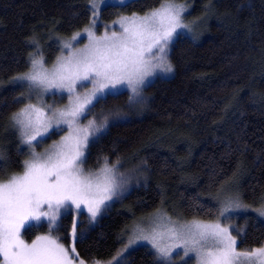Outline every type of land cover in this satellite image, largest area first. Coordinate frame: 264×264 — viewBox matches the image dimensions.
Segmentation results:
<instances>
[{
    "label": "trees",
    "instance_id": "obj_1",
    "mask_svg": "<svg viewBox=\"0 0 264 264\" xmlns=\"http://www.w3.org/2000/svg\"><path fill=\"white\" fill-rule=\"evenodd\" d=\"M88 0H0V182L19 173L26 150L10 117L23 104V87L10 78L27 73L30 60L43 52L52 63L60 51L56 38L67 37L90 19ZM163 0H129L107 4L102 21L120 14L142 13ZM193 10H205L209 23L198 38L179 34L169 60L173 75L156 77L146 88V110L109 125L85 152L84 167L95 169L107 157L124 162L137 153L135 168L146 181L115 201L91 225L84 214L76 225L77 260H105L122 243L121 234L135 216L168 201L185 218L213 219L216 194L237 180L240 197L257 203L264 195V0H185ZM126 91L97 106L122 103ZM126 162V161H125ZM142 169L144 172H142ZM72 212L61 215L53 233L67 245ZM240 249L264 242V222L248 214ZM45 223L28 226L31 239L47 230ZM241 237L239 238V240ZM126 264H158L145 246L135 248Z\"/></svg>",
    "mask_w": 264,
    "mask_h": 264
},
{
    "label": "snow or ice",
    "instance_id": "obj_2",
    "mask_svg": "<svg viewBox=\"0 0 264 264\" xmlns=\"http://www.w3.org/2000/svg\"><path fill=\"white\" fill-rule=\"evenodd\" d=\"M103 2L107 5V0ZM120 3L123 6V0ZM90 7L95 12L97 0H92ZM187 11L185 5L163 0L159 9L144 17L133 14L131 18L122 17L115 21L123 28V35L113 32L111 36L97 39L91 29H86L87 34L93 37L91 42L68 57L58 58L51 70L43 67L42 60L32 59L28 73L10 78L9 84L26 85L28 89L27 97L21 93L16 98L17 102L32 96L42 102L46 93H59L62 98L66 94L70 100L63 107L47 103L43 107L28 104L10 117L11 126L20 132L21 144H27L33 150L32 160L23 162L24 174L14 175L7 183L0 184V255L5 264H72L69 252L75 253L74 246L65 248L57 239L47 235L38 236L27 244L20 238L21 229L30 221L46 218L51 232L62 215V209L73 205L81 214L82 206H86L91 214L90 220H94L102 206L108 207L105 202H111L117 195V189L127 183L126 180L116 183V165L109 167L107 157H104L105 166L99 174L91 170L86 173L82 167L90 138L94 139L106 130L110 118L121 116L119 108L115 111L102 108L96 112V106L106 102L109 95H119L123 89L129 92L128 106L133 107L142 100V87L148 78L155 75L156 69L167 73L173 71L167 60V46L173 35L178 34L177 30L191 31L189 24L182 23V14ZM95 20L94 17L91 28L96 27ZM77 35L82 37L83 34ZM76 39V36L72 37V40ZM64 47L71 49L72 44L67 42ZM154 48L163 55L151 56ZM146 53L149 54L147 59ZM88 84L92 85L90 90L82 94L77 92L78 88L83 89ZM88 116L93 118L87 119ZM82 118L87 119L85 125L80 124ZM65 128L68 135L60 142L44 153L34 151V141L42 143ZM3 160L4 154L0 150V161ZM45 206L47 211L43 210ZM249 209L250 206L240 202L238 196L230 197L229 204L218 211L217 218L227 219L226 214L230 210L247 212ZM252 211L264 218V204ZM232 232L241 239L237 240ZM168 233L172 243H162V234L154 230L145 234L144 229H138L129 238L128 245L148 241L158 264H176V256L180 257V264H188L191 259L196 264H242V261L264 264V248L237 251L245 232L236 225L177 221ZM71 235L75 241V224Z\"/></svg>",
    "mask_w": 264,
    "mask_h": 264
},
{
    "label": "rangeland",
    "instance_id": "obj_3",
    "mask_svg": "<svg viewBox=\"0 0 264 264\" xmlns=\"http://www.w3.org/2000/svg\"><path fill=\"white\" fill-rule=\"evenodd\" d=\"M127 1H129V0H123V3L127 2ZM171 2H173L175 4L185 5L188 8V11L182 14V23L189 24L191 31H189V30H177L178 34L173 35V40L167 46V60H168V62H170L169 53H170L172 43L179 34H186V35L191 36L192 38H198V32H200V30L209 23V20L207 18V14H205V10H203L202 12L201 11L198 12L196 10H193L191 4L187 3L185 0H171ZM87 3H88V6L90 8V19H89L88 23L67 37L56 38V41L58 42V45L60 47V51H59L58 55L55 57L54 61L52 63H46L45 56H44L43 52H39V55H37L36 57L33 58V59H37V60H42L44 62L43 63L44 68L51 70L56 65L58 58L68 57L76 49L84 48L86 45H88L91 42L93 37L98 39V38L103 37L105 35L111 36L113 32H115L117 35H123L124 34L123 28L119 24L114 23L115 21H118L122 17L131 18L133 16V14H136L139 17H144L145 14L151 13V11H153L155 9H159L161 6V3H160L158 6L153 7L151 9H148L147 11L142 12V13L120 14L117 17L113 18L112 20L105 22V21H102V19H101V9L105 6V3L103 2V0H97V10L95 12L92 11V9L90 7L92 0H88ZM107 4H121V3H120V0H107ZM94 17L96 18V20H95L96 27L91 28V24L93 23ZM193 22H195V23H193ZM128 26L129 25H125V27H128ZM86 29H91V31L93 33V37H90L87 34ZM78 33L83 34L82 37L78 36L77 35ZM73 36H76L77 39L72 40ZM67 42H70L72 44L71 49L64 47L65 43H67ZM160 55H163V54L159 53L158 48H154L152 50L151 56H160ZM145 58L146 59L149 58V54L146 53ZM31 60H32V57H31ZM31 60H30V67H29L27 73L32 68ZM173 72H174V69L171 73L164 72L161 69H156L155 75L148 78L145 85L142 87V94H141L142 100L139 103L135 104L133 107H129L127 104L129 92L127 90L121 89L120 92L121 91L127 92V97L122 103L114 104V105L109 106V107L96 106L95 111L100 112L102 108L105 111H107L109 109L115 111L117 108H119V110L121 112V116L116 117V118H110L109 125L112 124L113 122L122 121V120L127 119L131 116H141L145 113V110L147 107L145 88L156 77H158V76L169 77V76L173 75ZM91 87H92V85L88 84L83 89L78 88L77 92L82 94V93L90 90ZM21 92L25 94V97H27L28 89H27L26 85L23 87ZM69 100H70V97L66 94L62 98L59 93H57V94L46 93L43 96L42 102L39 101L35 96H32L31 99L24 98L23 104L21 105V107L17 111H19L21 108H24L28 104H35L37 107H43V104L47 103V104L54 105L56 107H63L69 103ZM92 118H93V116L87 117V119H92ZM87 119L82 118L80 121V124L85 125L87 123ZM16 131L19 132L18 129H16ZM105 131L106 130L97 134V136L102 134ZM67 135H68V130L65 128L64 131H60L59 133H55V134L50 135L48 138L44 139L42 143L37 144L34 141L33 142L34 151L36 153H44L46 150H49L52 145H54L57 142H60L62 137L67 136ZM18 137H19V140L21 141L20 132L18 133ZM0 140H1V138H0ZM92 140H93V138H90V142ZM21 145L24 146V148L26 150V157H25L24 161H26V160L31 161L32 160L31 152L33 149H30L27 144H21ZM0 146H2L1 143H0ZM107 163H108L109 167H111L112 165H116V168H115L116 183L121 184L122 181H124V180H126L127 183L122 184V187H119L117 189V195L113 197L111 202H108V201L105 202L106 204H108V207L104 208L102 206L101 212L97 214V216L94 220H90L91 214L87 211V207L82 206L83 214H84L86 220L91 225L98 223L100 218L102 217V215L109 209V207L112 206V204L115 201L120 200L134 186L146 181V176H144L142 173H139V171L135 168V166L136 167L140 166V168H144L142 163H141L140 156L137 153H133L132 155L128 156L124 160V162H119L117 164V163H109L107 161ZM104 166H105V162H103L99 167H97L95 169H91V171L93 173L99 174L100 170ZM82 167L84 168L86 173L90 170V169H86L84 167V164L82 165ZM139 170H142V169H139ZM24 171H25V167L23 166V169L15 175L16 176H22L24 174ZM142 172H144V170H142ZM11 178L12 177H10L9 179L7 178L4 181H1L0 184L7 183ZM237 196L239 197L240 202H242L243 204L249 205L250 209L247 212H244V211L233 212L230 210V212L226 214V216L228 217L227 219H225L224 217H220L218 219L217 218L218 211L229 204V198L230 197H237ZM216 197H217V202L219 204H218L217 215L213 219L206 220V219H198V218H185L179 214V212L176 209V205L171 203L172 201L171 202L165 201L159 207L155 208L154 210L148 211L142 215L135 216L133 218V220L131 221V223H129L127 225V227L125 228V230L122 232V234H121L122 243L113 256H111L110 258L105 259V260H95L92 262H83V264H118V262H119V264H126L129 257H130V254L132 253V251L139 246L147 247L153 253V255L155 257V252H154L151 244L148 241H136L134 244H132L130 246L128 245L129 238L133 237L136 234L138 229H144L145 234H148L150 231L154 230L156 233L162 234V237H163L162 241H161L162 243H172V241L169 239L168 229L174 227L175 222H177V221H179L181 223L184 221H192V220H199V221H202L205 223L219 222L223 226L236 225L239 228H243L244 223L240 222L239 218L246 216L248 214H252V215L259 217L264 222V218H261L254 211H252V209L259 208V207H261L262 204H264V195L259 199V201L257 203H254V204L243 201L240 197L237 180H233V181L231 180L230 183L222 186L219 189V191L217 192ZM43 210L47 211L46 206ZM68 211L72 212L73 218H72V226H71V229L69 231L70 241L67 245L61 243L57 239V237L55 236L56 233L54 234L52 232L53 230L51 232H49V227L47 228V230L45 232L38 234L31 239H26L24 237L23 232L28 226L39 225L42 223H45L48 226V221L46 218H42L40 221H30L25 228L21 229L20 238L23 239L25 243L31 244L34 240H36V238L38 236H46L47 235V236H51L53 239H57L58 243L62 244L65 248L73 247L74 242L78 238V234H77V238L75 239V241H73V238L71 235L73 225L78 224V222L81 220L82 214H81V211L77 210L75 208V206L73 205L70 208L62 209V215ZM60 217H61V215L58 217V220ZM57 223H58V221H57ZM54 227H56V226H54ZM232 235L237 240H239L240 237L236 236L235 232H232ZM258 248H264V242L260 246H257V247L251 248V249H240L237 247V251L245 252V251H252L253 249H258ZM69 256L72 260V264H81V261L77 260L74 256V253H72L71 251L69 252ZM175 260H176V264H180V257L179 256H176ZM0 264H5L2 255H0ZM188 264H196V261L194 259H191L188 261ZM242 264H248V262L242 261Z\"/></svg>",
    "mask_w": 264,
    "mask_h": 264
}]
</instances>
